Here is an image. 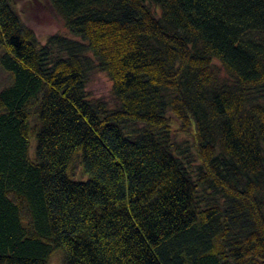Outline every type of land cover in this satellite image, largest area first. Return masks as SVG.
<instances>
[{
  "label": "trees",
  "instance_id": "1",
  "mask_svg": "<svg viewBox=\"0 0 264 264\" xmlns=\"http://www.w3.org/2000/svg\"><path fill=\"white\" fill-rule=\"evenodd\" d=\"M49 2L0 0V264H264V0Z\"/></svg>",
  "mask_w": 264,
  "mask_h": 264
},
{
  "label": "rangeland",
  "instance_id": "2",
  "mask_svg": "<svg viewBox=\"0 0 264 264\" xmlns=\"http://www.w3.org/2000/svg\"><path fill=\"white\" fill-rule=\"evenodd\" d=\"M16 2L15 9L43 42L56 33L70 36L49 0H16ZM8 79V74L0 68V88L6 84ZM87 90L90 96L103 99L109 105H115L112 94V81L104 72L98 70L90 72ZM35 145L36 141L33 139L31 153L34 152ZM61 259L62 251L58 250L51 257L50 264H60Z\"/></svg>",
  "mask_w": 264,
  "mask_h": 264
}]
</instances>
